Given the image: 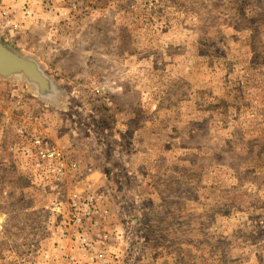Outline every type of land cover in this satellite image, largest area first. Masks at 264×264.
I'll return each mask as SVG.
<instances>
[{
	"label": "rangeland",
	"instance_id": "obj_1",
	"mask_svg": "<svg viewBox=\"0 0 264 264\" xmlns=\"http://www.w3.org/2000/svg\"><path fill=\"white\" fill-rule=\"evenodd\" d=\"M82 5L0 27L40 79L0 77V264H85L51 202L86 188L108 198L88 235L110 252L102 234H119L111 264H264V0ZM20 128L78 170L44 184L14 150Z\"/></svg>",
	"mask_w": 264,
	"mask_h": 264
},
{
	"label": "built area",
	"instance_id": "obj_2",
	"mask_svg": "<svg viewBox=\"0 0 264 264\" xmlns=\"http://www.w3.org/2000/svg\"><path fill=\"white\" fill-rule=\"evenodd\" d=\"M82 3L83 0H0V27L15 34L28 23H34L37 26L44 25L45 22L49 25L66 23L77 9L90 10ZM59 15L63 18L60 19ZM96 91H98L97 88ZM17 134L20 143L14 147L15 152L25 161L30 172H33L44 184H53L57 188L64 178L78 170L77 163L69 155L59 149L45 147L40 137L33 136L21 128L17 130ZM107 204L108 198L104 193L91 191L89 188L73 191L65 200L57 199L51 202L52 210L59 219L62 218L61 208H67L65 228H59L57 233L61 237L68 236V240L73 241L68 249L79 250L80 258L85 260V264H111L112 256L117 258L112 254L115 247L111 243L115 239L119 241L118 233L102 234V244L108 245L110 252L103 250L93 252L95 241L88 235V230L97 229L110 219ZM63 248L57 245L56 250H63ZM41 251V260L44 263L56 260L53 254L45 250ZM63 261L64 264H83L71 251L65 254Z\"/></svg>",
	"mask_w": 264,
	"mask_h": 264
},
{
	"label": "water",
	"instance_id": "obj_3",
	"mask_svg": "<svg viewBox=\"0 0 264 264\" xmlns=\"http://www.w3.org/2000/svg\"><path fill=\"white\" fill-rule=\"evenodd\" d=\"M28 61L18 56L15 52L3 45L0 40V77L6 78L21 72L32 81L40 82L37 72L30 71L26 64Z\"/></svg>",
	"mask_w": 264,
	"mask_h": 264
},
{
	"label": "flooded vegetation",
	"instance_id": "obj_4",
	"mask_svg": "<svg viewBox=\"0 0 264 264\" xmlns=\"http://www.w3.org/2000/svg\"><path fill=\"white\" fill-rule=\"evenodd\" d=\"M26 64H28L27 67H28V69H30V71H32V73L37 71V69H36V67L34 66V64H32V63H30V62H27ZM20 73H21V72H17V74H20Z\"/></svg>",
	"mask_w": 264,
	"mask_h": 264
}]
</instances>
